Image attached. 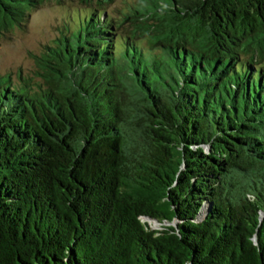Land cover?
<instances>
[{
  "label": "trees",
  "instance_id": "16d2710c",
  "mask_svg": "<svg viewBox=\"0 0 264 264\" xmlns=\"http://www.w3.org/2000/svg\"><path fill=\"white\" fill-rule=\"evenodd\" d=\"M79 1L0 75V264H264V0Z\"/></svg>",
  "mask_w": 264,
  "mask_h": 264
},
{
  "label": "rangeland",
  "instance_id": "374dc122",
  "mask_svg": "<svg viewBox=\"0 0 264 264\" xmlns=\"http://www.w3.org/2000/svg\"><path fill=\"white\" fill-rule=\"evenodd\" d=\"M65 7L54 1L45 2L35 9L26 24V28H15L0 44V75H11L14 84H22V80H29L32 88L35 83H42L40 66L36 57L43 54L46 45L51 44L67 23L68 13L80 11L79 0H64ZM135 0H115L108 11L116 19H121L130 11ZM147 46L146 38H142ZM153 229H160L161 225L149 220Z\"/></svg>",
  "mask_w": 264,
  "mask_h": 264
}]
</instances>
